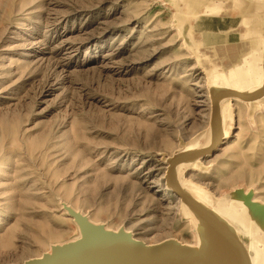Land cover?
<instances>
[{"label":"rangeland","instance_id":"obj_1","mask_svg":"<svg viewBox=\"0 0 264 264\" xmlns=\"http://www.w3.org/2000/svg\"><path fill=\"white\" fill-rule=\"evenodd\" d=\"M173 1L0 0V264L78 245L84 226L142 250L197 245L193 217L163 174L165 158L202 132L211 138L192 150L212 143L213 114ZM237 14L209 23L224 25L230 46L243 29ZM261 108L233 100L226 138L196 169L175 173L179 188L194 198L186 179L206 188L209 207L239 186L264 202Z\"/></svg>","mask_w":264,"mask_h":264},{"label":"bare ground","instance_id":"obj_2","mask_svg":"<svg viewBox=\"0 0 264 264\" xmlns=\"http://www.w3.org/2000/svg\"><path fill=\"white\" fill-rule=\"evenodd\" d=\"M228 2L230 6L227 8L223 0L173 1V22L178 28L176 31L181 34L182 40H184L182 44L185 49L196 54L197 63L202 65L206 71L205 81L203 82L209 87L208 97L211 100L210 118L213 114V88L225 87L243 93L245 91L253 93L264 86V0H252V5L249 7L245 5L246 0H228ZM229 10L231 12L238 11V16L247 10L250 23L252 24L241 32L240 42L232 46H230L228 41L224 42L225 29L222 28L219 32H213L208 29L209 23L214 16L227 13ZM198 31L201 32H199L200 36L197 38ZM206 31L207 34H205ZM202 44L205 48L203 51L201 49ZM228 98L229 96L218 97L225 138L226 121L224 114L225 110L228 112L231 109L233 100L244 102L249 107L256 106L258 110L263 109L261 107L264 106V96L256 100H244L240 97ZM208 124H210V120ZM211 134L208 131L202 132L200 137L189 143L188 147L185 145L182 151H189L200 146L207 137L211 138ZM216 138L217 132L215 130L212 142ZM211 144L209 143L208 146ZM171 157L165 158L166 162ZM202 159L198 158L191 162L178 164L175 167V173L187 166L196 169V165L201 164ZM166 168H168V163ZM166 175L167 169L163 174L164 178ZM187 183L195 186L196 189L191 188L195 198L235 231L248 249L252 264H264V202L256 200L250 189H244L239 186L227 192L226 196L221 200L219 199L214 206L209 207L211 206L209 191L202 185L206 191L198 188L199 184L188 179L184 181V184L189 187ZM175 185L180 187L176 182ZM167 187L171 188L169 185ZM181 189L191 195L189 191L184 190L182 187ZM202 196H206V202L202 200ZM177 199L179 202L178 206L181 207L182 204L181 210L184 215L189 216V219L193 217L197 228V231L194 229V233L196 237H198L197 232L199 235L197 245L169 241L161 244L156 249L142 250L138 244L129 241L125 236L95 233L90 230L89 226H84L82 235L85 239L80 244L75 246L66 244L55 245L53 249L51 248L52 253L42 254L43 256L27 260L23 264H172L171 258L175 254L189 249L199 250L217 264H243L240 260L241 256L238 249L230 240L201 214L187 206L180 196L177 195ZM224 208L228 209L231 215L233 214L234 216L224 213ZM178 209L180 210V208ZM127 231L131 232V230ZM194 246L196 247L194 248ZM185 258L187 257L179 258L177 264H181ZM185 261L186 264H206L193 259H185Z\"/></svg>","mask_w":264,"mask_h":264},{"label":"water","instance_id":"obj_3","mask_svg":"<svg viewBox=\"0 0 264 264\" xmlns=\"http://www.w3.org/2000/svg\"><path fill=\"white\" fill-rule=\"evenodd\" d=\"M212 95L214 98L213 102V132L216 130L217 138L212 142V144L206 148L183 151L179 154L173 155L168 160V168L166 181L167 184L172 188L173 192L180 196L183 201H185L191 208H193L197 213L201 214L208 222H210L214 227H216L228 240H230L238 249L240 253V260L243 264H252L251 256L248 249L245 247L243 242L239 239L235 231L228 227L222 219L217 217L208 207L203 205L193 196L187 194L181 188L175 185V167L180 163L191 162L198 158H204L207 155L215 153V150L222 143L225 138L223 135L222 123H221V110L218 102V97L220 96H231L240 97L244 100H256L264 96V86L253 93H243L231 88L219 87L212 89ZM148 250V249H147ZM152 250V249H149ZM148 250V251H149ZM181 257H187L185 259H193L204 262L206 264H217L208 256L203 254L197 249H189L181 251L175 254L171 258L172 264H177V261ZM182 260L181 264H186V261Z\"/></svg>","mask_w":264,"mask_h":264},{"label":"crops","instance_id":"obj_4","mask_svg":"<svg viewBox=\"0 0 264 264\" xmlns=\"http://www.w3.org/2000/svg\"><path fill=\"white\" fill-rule=\"evenodd\" d=\"M248 3V2H247ZM247 3H246V5H247ZM251 4H252V2H251ZM248 6V5H247ZM247 13V12H246ZM246 16V24L245 25H243V23H242V21H243V17H244V13H241L238 17H239V21H240V23L238 24L239 26L241 25V26H243V29L242 30H239V32H238V34H239V36H238V41L236 42V43H239L240 42V34H241V32L242 31H244V30H246L247 28H249L252 24L250 23V18H248V14H246L245 15ZM236 26L237 28H239V26ZM231 26V25H230ZM232 27V26H231ZM222 29V28H221ZM223 29H224V27H223ZM220 31V30H219ZM219 31H214V32H219ZM228 31H230V30H228ZM226 32H227V30H225L224 31V39H225V41L224 42H227L228 41V43H230L231 42V40L229 39V33H227L226 34ZM230 40V41H229ZM232 43H235V42H232ZM263 58H264V53H263ZM264 61V60H263ZM49 253H52V251L51 252H49Z\"/></svg>","mask_w":264,"mask_h":264}]
</instances>
